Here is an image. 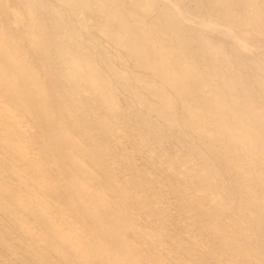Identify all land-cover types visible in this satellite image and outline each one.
<instances>
[{"label":"bare ground","instance_id":"obj_1","mask_svg":"<svg viewBox=\"0 0 264 264\" xmlns=\"http://www.w3.org/2000/svg\"><path fill=\"white\" fill-rule=\"evenodd\" d=\"M0 264H264V0H0Z\"/></svg>","mask_w":264,"mask_h":264}]
</instances>
